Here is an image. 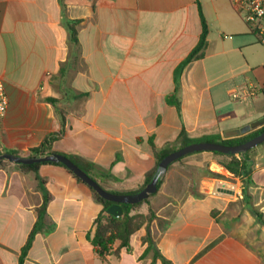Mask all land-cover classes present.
I'll use <instances>...</instances> for the list:
<instances>
[{
	"label": "crops",
	"instance_id": "obj_1",
	"mask_svg": "<svg viewBox=\"0 0 264 264\" xmlns=\"http://www.w3.org/2000/svg\"><path fill=\"white\" fill-rule=\"evenodd\" d=\"M198 1L209 29L204 55L175 82L176 68L200 39ZM69 22H75L76 43ZM0 76L9 98L0 154L28 157L57 134L61 122L47 101L56 99L65 133L52 150L108 171L118 181L101 173L98 180L109 181L110 191L142 188L156 165L150 139L160 151L175 147L183 130L193 139L225 140L264 127V41L230 0H0ZM249 85L255 96L232 100V90ZM189 161L202 168L195 172L200 176L167 170L159 191L131 213L155 218L131 236L129 250L105 258L87 238L102 206L64 168L23 173L4 162L0 264L20 263L37 223L23 264H163L157 254L169 264L264 262V227L248 210L240 180L209 152ZM253 179L250 193L264 216V152L254 161ZM45 194L50 201L39 222Z\"/></svg>",
	"mask_w": 264,
	"mask_h": 264
},
{
	"label": "trees",
	"instance_id": "obj_2",
	"mask_svg": "<svg viewBox=\"0 0 264 264\" xmlns=\"http://www.w3.org/2000/svg\"><path fill=\"white\" fill-rule=\"evenodd\" d=\"M198 8H199V13H200V19H201V25H202V31L200 35L199 42L197 46L192 50L190 55L186 58L185 61H183L175 70L174 74V79L175 82L179 81V78L184 70V68L191 62L199 60L203 57L204 53L203 50L206 45L209 29L207 22L204 18L203 11L201 4L198 1ZM69 30L71 32V39L73 42H77V32L75 29V22H69L68 23ZM49 103H51L55 109L56 112L59 116L60 122H61V130L57 134H51L48 135L47 137L44 138L42 143L35 148H32L29 151V157H37V156H42L46 154H52L55 153L52 150L53 144L59 140L65 133V114L64 111L61 110L58 107V101L56 99L50 98L47 100ZM175 105L177 109H179V103L177 99H175ZM264 131V127L255 130L253 132L247 133L244 136L236 137V138H231V139H225L223 140L220 135H209V136H204L199 139H193L189 138L187 136V133L183 130L177 140V145L171 149L168 150H157L153 144L152 139L149 140V143L151 144L155 158H156V165L153 170H151L149 173H147L145 182L142 186H146L151 179L153 178L158 164L161 162V160L170 154L171 152L175 151L176 149H179L181 147L196 143V142H211V143H217V144H222V145H227V146H235V145H240L253 137L257 136L261 132ZM261 146H264L262 144ZM252 150L248 151L245 154H224L220 152H209L212 154L214 159L217 161V163L223 167L225 170H227L234 178H238L241 182V195L243 197V200L250 211V213L254 216L256 221L264 227V216L263 213L254 205L253 203V196L250 193V187L255 185L254 179H253V171H254V160L250 156V152ZM197 153H202V152H197ZM194 154V153H193ZM192 155V154H190ZM66 156L68 159L73 161L81 170H83L88 176H90L93 180H95L104 190L114 193V194H131L136 191H130V192H117V191H110L107 190L102 183L98 180V176L101 174H104L107 178L112 179L114 181H118L117 178H115L113 175H111L108 171L105 170H99L94 164L87 162L77 156ZM189 156V155H187ZM184 156L180 158L177 161L182 160L183 158L187 157ZM175 161V162H177ZM4 165L3 161H0V167ZM45 165H52V166H58L64 168L73 178L75 183L82 189H86L88 194L91 195L92 199L99 205L102 206L101 212L97 215V217L94 220V233L91 234L89 233L87 235L88 240L94 247L95 252L99 255L101 258H105L106 255L108 254H116L118 255L121 249H130V241H131V236L138 231L143 223L145 221L150 222L152 219L155 218L152 214L144 217L141 215H132V211L137 208L138 206L142 205L143 203L147 202L148 199L145 201L135 204V205H130V204H120L122 210H123V216L121 218H115L111 215L106 214V210L113 204L110 201L102 199L94 190H92L90 187H88L86 184H84L80 179L75 177L72 173L68 171L67 168H65L62 164H56V163H41V164H32V165H18L20 170L23 173H37L39 169L42 166ZM209 174L213 178L217 179H223L226 180L227 178L221 174L214 173V172H209ZM162 181L158 184V190L161 186ZM141 188V189H142ZM153 196V195H152ZM50 201V196L48 194L44 195V200L42 206L38 209V220L39 222L42 221L44 216L46 215V209L47 205ZM38 228V223L34 226L32 232L30 233L28 240L25 244V246L22 249V256L20 259L19 264H23L24 258L31 248V245L33 243L35 234L37 232ZM149 245L152 244L150 237L147 238ZM118 244L117 249L112 251L113 246ZM157 257H159L163 264H169V262L160 254H157Z\"/></svg>",
	"mask_w": 264,
	"mask_h": 264
},
{
	"label": "water",
	"instance_id": "obj_3",
	"mask_svg": "<svg viewBox=\"0 0 264 264\" xmlns=\"http://www.w3.org/2000/svg\"><path fill=\"white\" fill-rule=\"evenodd\" d=\"M264 144V131L252 139L235 146H227L211 142H196L171 152L165 156L157 166V170L151 181L142 189L131 194H114L104 190L95 180L81 170L73 161L59 153L46 154L37 157H23L12 153H1L0 161L8 162L15 165H32L41 163L62 164L75 177L80 179L84 184L94 190L102 199L112 202L113 204L106 210L107 215L115 218L123 216V210L120 204L135 205L148 199L158 190V184L162 181L168 167L180 158L197 153V152H220L224 154H245L254 148ZM227 193L228 191L220 190Z\"/></svg>",
	"mask_w": 264,
	"mask_h": 264
},
{
	"label": "built area",
	"instance_id": "obj_4",
	"mask_svg": "<svg viewBox=\"0 0 264 264\" xmlns=\"http://www.w3.org/2000/svg\"><path fill=\"white\" fill-rule=\"evenodd\" d=\"M230 2L234 11L247 25L250 33L255 36L259 43H262L264 41V0H230ZM256 92L255 87L249 85L244 89L232 90L230 95L234 101L242 102L255 96ZM8 107L9 98L5 80L0 76V130Z\"/></svg>",
	"mask_w": 264,
	"mask_h": 264
},
{
	"label": "rangeland",
	"instance_id": "obj_5",
	"mask_svg": "<svg viewBox=\"0 0 264 264\" xmlns=\"http://www.w3.org/2000/svg\"><path fill=\"white\" fill-rule=\"evenodd\" d=\"M233 100V99H232ZM264 152V146H258L256 148H254L251 152H250V156L251 158L256 162V158L258 157V155L260 153H263ZM213 157V156H212ZM190 158H192V155H189L185 158H183L182 160L180 161H177V162H173L172 164L169 165L168 167V170H173V168H179L180 170H194V174H193V177L194 179H197L200 175L199 174H195L196 170H202V168H200V166L197 164H201V161H198L196 160L197 163H194V162H190ZM214 159V157H213ZM215 160V159H214ZM203 163V162H202ZM207 166L206 163H203V168H205ZM204 170V169H203ZM206 170V169H205ZM209 178H213L210 174L208 175ZM164 178V177H163ZM217 179V178H216ZM222 180V179H220ZM231 181V180H229ZM111 183L109 181H106V182H103L102 185L105 187V188H110ZM133 215H138L137 213L136 214H133Z\"/></svg>",
	"mask_w": 264,
	"mask_h": 264
}]
</instances>
